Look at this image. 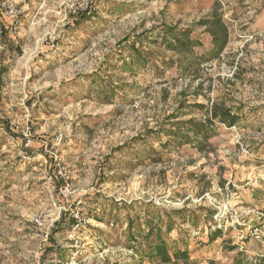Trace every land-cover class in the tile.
<instances>
[{
    "label": "rangeland",
    "instance_id": "obj_1",
    "mask_svg": "<svg viewBox=\"0 0 264 264\" xmlns=\"http://www.w3.org/2000/svg\"><path fill=\"white\" fill-rule=\"evenodd\" d=\"M31 1L22 11L0 0V264H151L130 248V221L148 229L158 211L167 222L183 209L208 220L173 217L191 238L189 264L240 254L261 264L264 0H93L94 12L68 17L84 0ZM5 3L20 12L16 36ZM215 4L229 29L221 58L187 76L164 65L174 56L160 46L162 25L193 31L202 54L210 37L198 24ZM216 103L239 124L214 121L203 150L170 145L184 136L172 122L211 117ZM60 169L69 195L59 193ZM216 229L222 237L209 243Z\"/></svg>",
    "mask_w": 264,
    "mask_h": 264
},
{
    "label": "trees",
    "instance_id": "obj_2",
    "mask_svg": "<svg viewBox=\"0 0 264 264\" xmlns=\"http://www.w3.org/2000/svg\"><path fill=\"white\" fill-rule=\"evenodd\" d=\"M220 5L215 4L211 15L199 22V26L204 29L210 37V48L202 54H197L195 50L202 48L203 43L199 38L193 37V31L189 29H178L176 26L162 25V42L160 46L166 51L171 52L174 57L164 63L169 67H177L181 71V75H193L199 72L200 67L204 63L219 60L224 54L229 44V29L225 21L219 12ZM134 49V48H133ZM138 59H142L143 63L138 64L142 67H148L145 60V56L140 52L134 50ZM177 58L174 60V58ZM129 67V66H128ZM127 71L132 72L131 67ZM193 113H198L204 110L203 105L194 104L191 108ZM173 118H178L174 117ZM240 116L235 114L231 108L226 107L224 104L216 103L211 110V117L206 119H198L192 117L189 120L172 122L173 127H177L179 132L184 131V136L179 134H172L176 140L173 142L170 140L174 147H180V145H194V147L203 150L208 139L210 138L211 126L214 121L226 125L227 127L237 126L240 122ZM7 131L13 133V131L7 127ZM179 139H184L180 141ZM166 145L167 147L170 146ZM210 216L214 213L208 210ZM168 221L162 220L163 214L158 211L159 221L155 222L146 220L145 225L148 229L134 230V221L129 223V235L128 243L136 253L141 254L142 259H147L151 264H189L191 261L190 252V237L184 235V232L179 226H177L173 217H177L183 223H195L196 225L204 222H208L206 219H202L201 216L195 214L194 211L183 209L179 211L166 212ZM68 218V216L66 217ZM69 221L76 222L75 218L69 216ZM202 219V220H201ZM178 231V236H170L173 231ZM222 237V230L216 229L209 234V243L216 242V240ZM233 264H255L240 254L235 259ZM264 264V261L261 262Z\"/></svg>",
    "mask_w": 264,
    "mask_h": 264
},
{
    "label": "built area",
    "instance_id": "obj_3",
    "mask_svg": "<svg viewBox=\"0 0 264 264\" xmlns=\"http://www.w3.org/2000/svg\"><path fill=\"white\" fill-rule=\"evenodd\" d=\"M2 10L4 17L10 20L8 31L13 36L18 35L19 30L21 28V19H20V12L18 11L16 5L12 3H5L2 7ZM65 10H66V17H68L71 14H77L80 12L82 13L94 12L96 10V7L93 5V0H84V2H82L79 7H76L74 4H71L68 5ZM0 72H1V64H0ZM10 125L18 129V126H16L13 122H10ZM20 133L22 134L25 148L31 147L32 138L30 136L29 131L24 129V130H20ZM56 177L57 179H60L63 183L58 188L59 193H61L62 195L71 194L73 191V188L70 184L71 176L67 172L60 169L58 170Z\"/></svg>",
    "mask_w": 264,
    "mask_h": 264
},
{
    "label": "crops",
    "instance_id": "obj_4",
    "mask_svg": "<svg viewBox=\"0 0 264 264\" xmlns=\"http://www.w3.org/2000/svg\"><path fill=\"white\" fill-rule=\"evenodd\" d=\"M18 3H21L22 4V11H25L24 9L26 8V7H29V5L31 4V3H33V1H31V0H16ZM27 1H29V3H26ZM35 1V0H34ZM9 25H10V23H9ZM9 25H8V27H9ZM8 27L6 28L7 29V31H8ZM2 28V25H1V23H0V29ZM9 33V32H8ZM10 35H12L11 33H10ZM0 49H1V47H0Z\"/></svg>",
    "mask_w": 264,
    "mask_h": 264
}]
</instances>
